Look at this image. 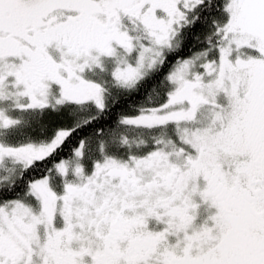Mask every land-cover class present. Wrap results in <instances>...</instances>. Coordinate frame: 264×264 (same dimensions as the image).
<instances>
[{
  "label": "snow or ice",
  "instance_id": "snow-or-ice-1",
  "mask_svg": "<svg viewBox=\"0 0 264 264\" xmlns=\"http://www.w3.org/2000/svg\"><path fill=\"white\" fill-rule=\"evenodd\" d=\"M0 264H264V0H0Z\"/></svg>",
  "mask_w": 264,
  "mask_h": 264
}]
</instances>
